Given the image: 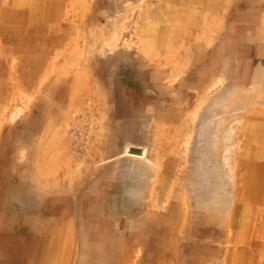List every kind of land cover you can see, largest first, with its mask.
<instances>
[{
  "label": "rangeland",
  "instance_id": "374dc122",
  "mask_svg": "<svg viewBox=\"0 0 264 264\" xmlns=\"http://www.w3.org/2000/svg\"><path fill=\"white\" fill-rule=\"evenodd\" d=\"M0 264H264V0H0Z\"/></svg>",
  "mask_w": 264,
  "mask_h": 264
}]
</instances>
